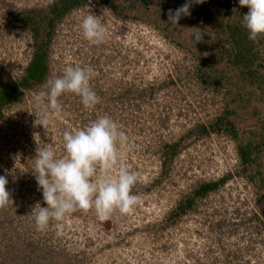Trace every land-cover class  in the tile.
<instances>
[{"label": "rangeland", "instance_id": "1", "mask_svg": "<svg viewBox=\"0 0 264 264\" xmlns=\"http://www.w3.org/2000/svg\"><path fill=\"white\" fill-rule=\"evenodd\" d=\"M60 1L0 0V88L16 84L22 94L0 118V175L8 180L11 200L0 207V264H264V202L259 203L264 191L248 180L251 171L241 163L238 140L226 133H195L223 113L227 89L216 92L207 85L190 46L176 45L152 23L118 17L108 5L92 1L60 17L53 12ZM156 2L149 0L153 21ZM89 14L104 24L101 44L83 38L80 22ZM198 25L183 34L191 36ZM175 30L183 35L179 27L167 28L176 38ZM36 36L49 42L47 72L42 83L26 89L22 83L38 48ZM67 66L95 70L90 87L99 102L85 108L78 96L65 93L47 126L39 125L36 115L42 113L33 97L46 92V81ZM105 115L132 144L124 159L138 176L132 189L138 204L103 222L94 209L76 210L66 217L60 237L52 224L38 231L31 212L37 203L46 205L33 170L37 147L63 156L64 131ZM239 121V139L247 138L253 122ZM167 145L176 148L167 154ZM227 177L219 190L194 197L201 184ZM186 199L194 203L179 215Z\"/></svg>", "mask_w": 264, "mask_h": 264}, {"label": "clouds", "instance_id": "2", "mask_svg": "<svg viewBox=\"0 0 264 264\" xmlns=\"http://www.w3.org/2000/svg\"><path fill=\"white\" fill-rule=\"evenodd\" d=\"M205 0H186L179 8L168 12V23L177 27L182 17L190 16V8L203 4ZM241 7H247L242 23L248 31V39L256 41L264 36V0H238ZM83 38L93 44L105 39L104 24L100 18L89 14L80 22ZM182 29V28H181ZM198 29V28H192ZM194 43L202 40L200 32H193ZM96 75L90 67L67 66L63 74L46 81V92L33 97L36 108L42 115H36V123L48 124L50 112L59 110L58 98L65 93L75 94L85 108H94L99 102L90 80ZM64 155L57 156L51 147L36 149L34 176L38 190L42 192L43 203L33 208L31 214L38 231H45L52 224L56 236L64 234V221L76 210L87 212L94 209L96 218L107 221L114 212L129 214L139 202L133 193L138 180L124 159V150H131L128 134L111 117H98L80 129L63 132ZM102 173V174H101ZM8 180L0 175V207L9 204Z\"/></svg>", "mask_w": 264, "mask_h": 264}, {"label": "trees", "instance_id": "3", "mask_svg": "<svg viewBox=\"0 0 264 264\" xmlns=\"http://www.w3.org/2000/svg\"><path fill=\"white\" fill-rule=\"evenodd\" d=\"M89 1L108 5L118 17L129 15V19L152 23L160 31L165 32L168 38L174 40L176 45L190 46L188 49L197 61V73L203 81L216 92H219L218 88L227 89L223 94L225 101L223 113L208 127L199 126L195 133L200 137L226 133L237 139L241 163L245 169L251 171L248 180L256 181L259 190L264 191V166L260 164L264 161V64L260 62L264 36L258 37L256 41L248 39V31L242 23L243 15L247 14L248 8L241 7L238 0H205L203 4L194 3L190 8L191 15L182 17L177 27L180 29L183 27L181 29L183 34V30L189 32L193 27L192 23L197 24L199 21L200 25L196 27L198 29L193 30L202 34V40L197 43L192 42V35L188 36L187 32L178 36L181 32L175 30L174 35L177 36L175 38L167 31L169 25L171 29L175 27L168 23L169 10L181 7L186 0H158L156 2L158 8L155 10L156 21L148 14L149 0H123V5L121 0H61L56 3L53 12L61 17L74 7L85 5ZM127 1L132 5H143L145 10L135 12L133 6L127 8ZM126 9L131 12H125ZM165 21L168 24L165 25ZM49 22L53 23L51 20ZM36 41L38 48L26 69L22 83L26 89L32 86L31 83H42L47 72L49 42L41 43L38 36ZM21 95L16 84L0 88V118L2 109L20 101ZM238 120L253 122L247 138L239 139L236 126ZM175 148L176 145L165 146L166 153L168 154L169 150L174 151ZM176 154L177 152H174L173 156ZM227 181L228 177L216 182L203 183L195 190L194 197L204 198L209 193L219 190ZM259 199V203L264 202V194L262 198L259 196ZM193 203V199L181 201L178 214L181 215L186 208L192 207ZM12 251L13 249H8L7 253L11 254Z\"/></svg>", "mask_w": 264, "mask_h": 264}]
</instances>
